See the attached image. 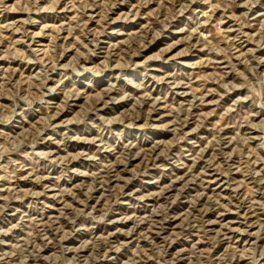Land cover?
<instances>
[{"label": "rangeland", "instance_id": "rangeland-1", "mask_svg": "<svg viewBox=\"0 0 264 264\" xmlns=\"http://www.w3.org/2000/svg\"><path fill=\"white\" fill-rule=\"evenodd\" d=\"M0 264H264V0H0Z\"/></svg>", "mask_w": 264, "mask_h": 264}, {"label": "bare ground", "instance_id": "bare-ground-1", "mask_svg": "<svg viewBox=\"0 0 264 264\" xmlns=\"http://www.w3.org/2000/svg\"><path fill=\"white\" fill-rule=\"evenodd\" d=\"M43 59V58H42ZM54 90V89H53Z\"/></svg>", "mask_w": 264, "mask_h": 264}]
</instances>
